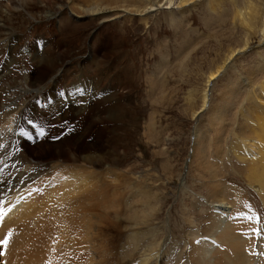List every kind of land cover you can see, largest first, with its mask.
<instances>
[{
  "label": "rangeland",
  "instance_id": "374dc122",
  "mask_svg": "<svg viewBox=\"0 0 264 264\" xmlns=\"http://www.w3.org/2000/svg\"><path fill=\"white\" fill-rule=\"evenodd\" d=\"M179 1L165 8L166 0H0V156L19 167L18 190L28 189L36 202L24 222L0 231V240L11 233L3 264L16 240L25 264H141L143 253L153 256L146 264H196L192 245L211 239L204 235L210 215L219 210L225 217L210 197L206 162L226 173L222 187L239 192L247 212L264 213L257 189L226 159L232 141H239L235 112L249 105L239 104V85L251 78L253 85L264 83V0ZM89 7L103 14L84 12ZM241 12L251 27L238 19ZM245 38V50L209 86L208 75ZM57 52V65L32 85L31 75L44 66L35 54L53 60ZM73 89L80 93L65 102ZM39 91L46 105L38 102ZM229 93L237 99L224 103L227 128L215 137L210 116ZM38 103L55 108L53 120ZM94 118L84 141L98 144L85 145L77 161H47L39 170L21 150L33 132L59 140L85 132ZM19 124L32 126L23 143ZM14 137L20 149L8 155ZM86 154L99 160L90 163ZM73 166L87 191H70L71 183L59 190L61 174L68 177ZM50 187L56 189L51 198ZM253 259L264 264V253Z\"/></svg>",
  "mask_w": 264,
  "mask_h": 264
},
{
  "label": "bare ground",
  "instance_id": "6f19581e",
  "mask_svg": "<svg viewBox=\"0 0 264 264\" xmlns=\"http://www.w3.org/2000/svg\"><path fill=\"white\" fill-rule=\"evenodd\" d=\"M19 1L20 3L24 4L23 3L24 0H19ZM98 1L99 0H89L91 4H95ZM191 1L193 0H180L179 4L189 3ZM173 5H174L173 0H166V2L163 3V6H165V8H171ZM159 7H161V1L159 2V4L156 5V7L153 5V7L150 6L151 9L150 8L148 9L152 11ZM84 12H87V13L91 12V15L103 14V11H100V9L99 8L97 9V7L86 8ZM241 13L242 14H238L239 16H241L238 19L241 21L242 24L248 27H251L250 22L247 20V18L244 17L243 15L244 13L243 12ZM261 15H260L261 21L259 20L261 22L260 34H261V37L264 38V11ZM244 41L245 42H243V44L239 48L232 49L228 54H226L224 61L217 67L216 70H214L213 73H210L208 75L207 82L209 86L219 76L222 69H225V67L230 63V61L236 56V54L241 53L245 50L248 44V38L247 39L245 38ZM60 53L61 52H57V55L54 54L53 60L51 58L46 59V58H43L42 56H39V54L38 56L37 54H35L36 55L35 59L37 58V61L39 60L41 61V63L43 62L44 66L40 71L34 72L31 75L32 78L30 79H32V85L41 83L44 77L43 75L47 71H49L51 68L57 65L55 58L59 57ZM61 55L62 54H60V56ZM39 61L37 63H40ZM36 68H38V66ZM251 79H247L246 81L249 87L245 83V81H243L239 85L240 88H238L239 91L241 90V92H239L241 96L239 95V99H238L240 103L239 102L238 103L240 105L243 102L249 103L248 107H246V110L242 109L243 106H245L244 104L240 106V109L237 110L238 112L237 111L235 112V113H238L237 114L238 120H236V123L239 126V129H238L239 132L236 133L237 135L236 134L235 135L237 136V138H239L240 142L238 140L235 142L232 141L233 144L229 146V150H228L230 151V154L227 153L228 151L227 152L225 151V154L223 155H226V154L230 155L228 156L229 158L227 157L226 159L231 162V165L233 166L234 170L238 174H241L244 176V178H246V180L248 181V184H250L251 186L257 189L256 192L259 194L263 202V205H264V83L261 82L260 84H258V86H256V85H253V82L251 81ZM54 84H57V82H55ZM80 87L81 86L79 85V88ZM209 89L210 88L205 90L203 94L201 109L205 108L206 105L208 104L207 102L209 100L208 99L209 95L207 94L208 93L207 91ZM79 90L77 91L73 89V91L75 92L69 94V97H66V94H64L63 96L65 97L64 98L65 102H67L68 99L71 100L74 97V95L72 94L78 93ZM234 93L235 92H233L232 94ZM38 94L40 97L38 102H40L41 105H46L47 101L44 103V99L42 98V94H43L42 91L41 92L39 91ZM232 94L231 95L223 94L222 95L223 102H221L220 100L219 109L216 110L217 112L215 114L212 113V115L210 116L212 118V124L216 125L215 137L221 136L222 138V134L224 136V131L227 128L224 122L229 120L228 118H225L226 114L228 117V111L226 110V106L229 105L228 101L232 103L233 99L235 98V96H233ZM236 99H234V101ZM225 102H227L228 105H225L224 104ZM40 104L39 103L37 104L42 109L40 110V113L43 116L49 118L50 120H53V116L57 112V111L55 112V108L48 107L47 109H44V107L41 106ZM65 111L62 113V116L66 115ZM30 116L34 118L33 114H31ZM88 120L89 118L86 121L88 122ZM95 121H96V118L91 120V123L87 127H85V132L83 133L78 132L75 134L70 133L68 135L63 136V138L59 140H50L49 137L45 136L43 132H33L31 134V137L30 138L27 137L24 144H21V150L25 151V153L28 154L32 162L35 161L36 163H38L36 168L39 170L42 168H45V166L47 165L45 164V162L47 161L54 162L56 163L57 166L61 165L63 161H69V160L77 161L76 159L78 158V151L79 150L84 151L85 149L83 147L85 145H87V147H93V146L95 147L98 144V142L96 141L89 142V143L84 141L85 134L91 128V125L95 123ZM233 122L235 121L233 120ZM31 128L32 126H28V125L22 126L21 124H19L17 126V129L20 130L22 143L25 138L24 130H30ZM218 139L220 140V138ZM98 140L99 139H97V141ZM219 140H218L217 147L219 145ZM199 151H203V149L201 148L199 149ZM4 156H6V154H4L3 157L0 156V177L4 176L3 174L6 171L10 170L12 166L11 164L7 165V160ZM84 158L90 163H96L99 160V156L97 159V157L92 154H86ZM225 160L224 162L227 163ZM212 164L214 165L215 163H212ZM212 164L210 162L208 163L206 162L205 165H203L206 167L205 169L207 170V173H208V179H211L208 185L209 190H210L209 194L211 195L209 196L213 198V201H215L217 206H219V208L223 210L222 213L225 214V217H222V214H219V213L213 214V216L210 215V219L209 220L207 219L209 221V225L208 224L206 225L204 235L211 238L212 241L215 240L217 243L220 242V245L218 244L219 247H215V245H213L211 241H206L203 238L201 240L200 246L192 245L191 258L195 260L196 264H254L253 258H254L255 247L258 241L260 240V239L257 240L255 234L256 232H259V231L261 233L264 226L262 225L260 226L259 219L253 218L252 219L253 222L250 221L249 214L247 212L248 210L246 211L245 205L244 206L242 205V199H243L242 195L239 192H235L233 188L230 189L225 186L222 187L221 185L222 182L219 181V178L226 176V173L219 166H217L219 168L214 171L213 168L215 166L212 167ZM14 165L15 164H13V166ZM221 166L224 167L225 165H221ZM30 168L31 167H29V169ZM17 169H14V170H16L17 173L19 172L20 174L21 171ZM21 169H24V168H21ZM67 173L69 175L68 177L66 174H61L60 176L61 178L63 177L65 179H63V181H61L60 184L58 185L59 190L63 186L69 185V183L72 184L69 188L70 191L76 190V191L82 192V190L83 191L88 190L87 189L88 185H81L84 180L80 177V175L78 176L76 174V166H73L72 170H69ZM14 174H9L7 176L10 179L6 178L3 182L0 181V212L5 213V215H3L2 218H0V231H3L6 227H9L13 224H19V223L24 222L26 215H27V210L36 206V202H33V197H31L33 194H30L28 192V189L18 190V188L20 187V185L17 182L19 176L18 175L15 176ZM23 174H21V176H24ZM47 181L52 182V180L51 181L47 180ZM50 184L51 183H47L45 187H47ZM7 186L10 188H7L6 190L7 193L5 194V188ZM40 192H41V189H40ZM55 192H56V189H53L52 187H50V189L47 190V193L50 198L54 196ZM38 194L40 193L38 192ZM42 200L43 198H39V201H42ZM213 207H216V206L213 205ZM231 207L233 208V210L234 209L235 210L234 211L230 210ZM252 231H254L253 232L254 238L252 236ZM10 238H11V233L8 232V233L3 234L0 241L7 239L9 242ZM16 243H17V240L11 249L10 255L7 254L8 255L7 264H25L24 258L21 257V253L16 254L17 251L14 250ZM81 245H85V243L84 244L82 243ZM6 247L7 245L0 244V253H2V251H4L3 249H6ZM152 257L153 256L148 253H143L140 256V258L142 259L141 264H146L147 260H149ZM0 264H3V261L1 260V258H0Z\"/></svg>",
  "mask_w": 264,
  "mask_h": 264
},
{
  "label": "snow or ice",
  "instance_id": "6c2138e0",
  "mask_svg": "<svg viewBox=\"0 0 264 264\" xmlns=\"http://www.w3.org/2000/svg\"><path fill=\"white\" fill-rule=\"evenodd\" d=\"M5 215V213L3 212H0V218H2V216ZM8 243V240L7 239H4L3 241H0V244H4V245H7ZM3 253H0V255H2Z\"/></svg>",
  "mask_w": 264,
  "mask_h": 264
}]
</instances>
